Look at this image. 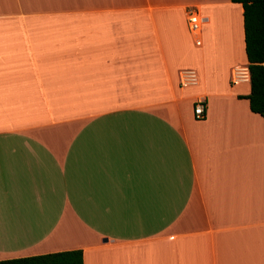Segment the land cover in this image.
<instances>
[{"label":"crops","instance_id":"1","mask_svg":"<svg viewBox=\"0 0 264 264\" xmlns=\"http://www.w3.org/2000/svg\"><path fill=\"white\" fill-rule=\"evenodd\" d=\"M246 65L230 0H0V261L264 264Z\"/></svg>","mask_w":264,"mask_h":264},{"label":"trees","instance_id":"2","mask_svg":"<svg viewBox=\"0 0 264 264\" xmlns=\"http://www.w3.org/2000/svg\"><path fill=\"white\" fill-rule=\"evenodd\" d=\"M242 8L244 53L247 61L250 111L264 120V0H230ZM0 264H82L80 249L1 260Z\"/></svg>","mask_w":264,"mask_h":264},{"label":"built area","instance_id":"3","mask_svg":"<svg viewBox=\"0 0 264 264\" xmlns=\"http://www.w3.org/2000/svg\"><path fill=\"white\" fill-rule=\"evenodd\" d=\"M186 20L188 29L195 35L198 34L200 18L193 8H188L186 11ZM248 72V71H247ZM182 84L184 85L187 81H193V74L191 72H186L184 74ZM245 77L244 68L234 67L231 72V82L235 83L238 79ZM188 78V79H187ZM202 99H198L194 102L192 107V115L195 119H201L204 115V104Z\"/></svg>","mask_w":264,"mask_h":264}]
</instances>
